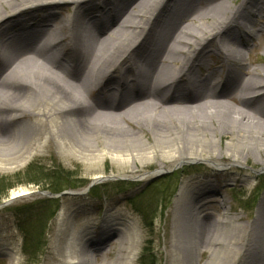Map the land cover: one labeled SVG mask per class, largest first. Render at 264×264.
Listing matches in <instances>:
<instances>
[{"label": "bare ground", "instance_id": "obj_1", "mask_svg": "<svg viewBox=\"0 0 264 264\" xmlns=\"http://www.w3.org/2000/svg\"><path fill=\"white\" fill-rule=\"evenodd\" d=\"M16 1L19 0H0V11L7 14L0 18V155H14L8 160L0 159V170L22 166L50 146L59 155H111L113 161L126 162L133 155L128 140L115 145L108 135L100 138L102 146L78 145L93 134L94 128L87 122L94 116L88 111L133 105L151 110L153 120L159 118V113L165 114V104L182 95H192L197 107L185 106L188 112L182 111L191 115L179 116L187 122L178 129L175 122L162 128L157 125L155 139L169 142L162 147L163 154L172 155L185 148L201 153L218 135L228 140L231 155H240L237 150L241 155H264V116L260 111L264 70L247 67L242 55V49L264 29L263 25L253 31L255 22L264 20L261 0H242L232 8L218 0H161L149 16L154 0H145L146 5L141 4L143 0H36L12 9ZM63 7L71 14L62 18ZM212 54L223 58L227 75L236 72L235 84L228 93L225 88L229 84L213 81L212 74L198 77L201 70L207 69L203 59ZM226 79L230 81V77ZM223 86L225 93L215 98L213 90ZM226 99L238 101L240 107L227 110L223 103ZM16 134L25 141L19 140L17 150L6 154ZM148 151L151 154L154 148L134 154L148 155ZM196 160L189 157L177 165ZM260 171L264 173V164ZM207 188L190 193L181 188L175 198L171 248L173 252L184 250L180 256L186 259L181 257L180 264L192 263L194 238L190 231L192 223L194 230L197 228L198 220L201 244L205 243L202 234L207 233L209 238V245L198 250L200 257L206 255L199 264H264L261 215L254 226L239 227L226 214L219 219L211 217L210 221V216L202 215L210 203ZM84 190L73 194L81 196ZM35 195L39 194L20 189L10 197L26 200ZM219 198L223 203L220 195ZM263 203L264 200L260 209ZM113 225L103 221L97 239H87L90 227L71 231L64 242L60 264H94L95 254H105L116 234L123 230L131 238L127 237L126 245L121 246L125 254L119 260L121 264H131L136 234L127 222L122 228ZM212 233L219 235L217 240L210 237ZM99 242L102 244L97 246ZM0 252L8 253L10 264H18L13 251Z\"/></svg>", "mask_w": 264, "mask_h": 264}, {"label": "rangeland", "instance_id": "obj_2", "mask_svg": "<svg viewBox=\"0 0 264 264\" xmlns=\"http://www.w3.org/2000/svg\"><path fill=\"white\" fill-rule=\"evenodd\" d=\"M35 1L36 0L16 1L13 3L12 9L35 3ZM43 1L48 2L46 0H40L39 2ZM134 1L135 0H131V2ZM143 1L144 2L141 3L142 5L146 3L145 0ZM241 1L242 0H218L217 2H225L232 8L241 3ZM261 1V7L264 12V0ZM160 2L161 0H154L148 16ZM7 10L8 9L4 11ZM60 14L62 18L67 17L71 14V10L63 7L60 10ZM5 15H7L5 12L0 11V18ZM37 15H39V19L42 17L41 13ZM124 18H126V16ZM263 25L264 20H260L259 22L257 20L253 31L260 29ZM258 35V38L248 43L249 46L242 49V55L244 64H246L247 67L264 70V29L260 31ZM245 40H247V38ZM10 49L12 51V48ZM203 61L207 69L205 71L204 69L200 71L198 76L199 79L205 78L207 74H212L213 81L223 82L226 86L229 84L225 88V90L228 89V91H226V93H228L229 87L233 83L235 84L233 81L236 72H230L228 76L227 67L223 58L217 57L214 54L210 55V57H206ZM226 77H230V81L227 82ZM1 84L2 83H0V87ZM213 91L215 93V98H220L219 95L222 91L224 92V86L222 88H217V90L215 88ZM238 92L239 90H236L235 93ZM192 97V95H182L180 98H177V101H172L167 105L165 104V114L159 113V118L156 117L153 120L151 117L154 113L153 115L150 114L151 110L148 108L138 109L132 107L133 105L123 109L104 108L89 110L88 112L90 115L94 116V120L91 122L88 121L87 124L91 129L94 128L93 134H91L90 139L85 140L86 144L78 142V145L82 148H86L87 146L92 147L94 143H98V145L102 146L101 142L103 140L101 141L100 138L108 135L114 139L113 142H115V145H120L119 141L128 140L131 143L130 154L133 155H131V158L126 162L113 161L111 155H59L55 147L50 146L49 149H43L38 154L33 155L31 159L22 166L0 170V205L2 202L9 199L12 192H16L20 189L49 192L46 189L49 184H52L50 178L42 179V183L39 184V186L25 184L28 178L27 176L30 174V177H33L39 170H43V172L47 174H51L52 171L63 170L67 173V179L70 183L75 185L86 184L84 187L67 189L64 192H81L93 182H95L93 185L94 187L100 188L96 195L88 191L89 193L87 192L81 196L64 195L59 198V210L48 223L45 235L46 245L43 252L40 253L37 258H28L22 253V235L17 229L14 211L16 208L37 203L38 201L46 199V197L35 195L29 199L19 200L1 208V251H13L18 264H60L64 242L71 231L75 230L78 232L83 228L90 227V233L86 234L87 239L91 236H93V239H97L100 232L99 227L103 221L107 223L110 222L112 225L114 224V227L120 228L127 222L129 226H132L137 238V246L131 249L132 252L135 251V256L133 260H131V264H139L138 260L144 248H149L155 253L158 264H180L181 257L186 259L185 256H180L181 252L184 250L173 252L171 241L175 228L174 201L181 188L185 190V192L190 193L197 191L201 187H208L207 191L210 192L206 194L208 195L210 203H208L202 215L210 216V221L213 220L211 217L219 219L224 216L223 214H226L225 216L227 218L236 220L235 225L239 227L254 226L260 221H256L260 214L262 219L260 221L261 226H264V203L263 207L260 209L261 203L264 200V173L260 171L264 164V155H257L255 152H252L250 155H241L242 152L238 150L237 153L240 155H231V153L227 151L230 147L228 146V140L218 135H215L206 149L201 153L198 152V154L195 149L191 150L188 148L173 151L172 155H166V151L165 154L162 153L164 152L162 147L168 145L167 143L169 142L164 139H155L154 134L157 125L159 124V127L162 128L170 122H175V128L177 129L180 128L181 125H186L185 123L187 121L179 116L186 114L188 116L191 115L187 113L188 110L185 109V106L192 105L197 107V103L194 101L195 98ZM216 100L217 99H214L213 101ZM223 103L227 110L240 107L238 101L230 99L224 100ZM252 103V101H249V104ZM201 105L202 103L200 102L198 106ZM190 111L192 112L194 110ZM260 111L264 116V102L261 103ZM155 120L157 121L156 123L154 122ZM205 121L208 122V119H205ZM14 128H17V126ZM142 128H146L148 131H143ZM208 130L212 133L210 127H208ZM19 140L23 143L25 138H17L16 134L15 138L10 140L9 147L11 148L5 151V153L10 154L16 151ZM189 143L190 142H188V144ZM150 147L154 148L151 154L150 151L146 153L148 155L134 154L135 151L139 154H143V151ZM13 156L14 155H0V159L8 160ZM189 157L197 158V160L195 162L189 161L177 165L179 161ZM160 169H163L162 175L159 177H153L155 174L151 175ZM181 169H183L181 173L177 172V170ZM173 173L179 174L176 178V183H178V185L177 187L175 186L176 189L172 192V194H174L173 196L171 194L172 197L168 200L169 204L164 209H161L159 206V198L161 196L158 198L157 192H150L149 190H152V188L148 187L150 183L156 179ZM17 175L19 176L17 177ZM145 175L150 176L143 180L142 178ZM98 177H103L104 181L97 183L96 178ZM120 181L129 184L116 187L115 183ZM144 191L146 192L142 195ZM218 194L223 198V203L219 202L220 198ZM138 195H142L143 198H148L150 196L151 198H156V201L159 199L157 212H154L155 218L153 220V226L149 229L144 226L140 214L129 205V199ZM153 195L155 197H152ZM221 207L224 209L222 210ZM198 223L199 220L195 230L194 224L192 223L191 225L192 230L190 234L194 238L192 252L190 254V259L192 260L191 264H199L205 259L206 255L203 254L200 257L198 250L209 245V238L206 236L207 233L202 234L205 243L201 244V235L198 237ZM67 225H70V227ZM260 228L259 224V229ZM224 231L223 232L226 233L229 230L227 229ZM261 232H263L264 235V230ZM116 235L115 239L110 242L105 254L104 252L95 254L96 260L94 264H121L119 260L121 259L120 255L125 254V249H122L121 246L124 247L126 245L127 237L131 238V235L129 232L125 234L124 230ZM218 236L219 235L217 234L216 236L215 233L210 235V237L216 240ZM101 244L102 243L99 242L97 246ZM7 254L0 252V264H10V259Z\"/></svg>", "mask_w": 264, "mask_h": 264}, {"label": "trees", "instance_id": "obj_3", "mask_svg": "<svg viewBox=\"0 0 264 264\" xmlns=\"http://www.w3.org/2000/svg\"><path fill=\"white\" fill-rule=\"evenodd\" d=\"M183 169L178 170L177 172L181 173ZM43 173V170H39L33 177H30L29 174L25 184L39 186V184L42 183V179L50 178L52 184H49L46 190L52 194H59L67 189H78L86 185H75L70 183L67 179V173L63 170L52 171L51 174ZM177 175L179 174L173 173L156 179L150 183L148 187L152 188V190H149L150 192H157L158 198L161 196L159 198V206L161 209H164L169 204L168 200L174 194H172V192L176 189L175 186L177 187L178 185V183H176ZM18 176L19 175H17V177ZM115 184L116 187H121L126 186L129 183L120 181ZM99 189V187H93L91 188L90 193L96 195ZM145 192L146 191H144L142 195H144ZM142 195L129 199V205L133 210L140 214L144 226L149 229L153 226V220L155 218L154 212H157L159 199L156 201V198H151L150 196L148 198H143ZM152 197L155 196L153 195ZM59 201V199H44L37 203L15 209L14 217L17 223L16 226L22 235V253L28 258H37V256L43 252L46 245L45 235L48 223L59 210ZM138 262L139 264H158L155 253L149 248L143 249Z\"/></svg>", "mask_w": 264, "mask_h": 264}, {"label": "water", "instance_id": "obj_4", "mask_svg": "<svg viewBox=\"0 0 264 264\" xmlns=\"http://www.w3.org/2000/svg\"><path fill=\"white\" fill-rule=\"evenodd\" d=\"M159 175H157L158 177ZM97 183L100 182L98 180H96ZM102 181V180H101ZM95 184V182L91 183L88 187H87V191ZM41 196H44V197H47V198H51V199H57V198H60L64 195H74L73 193H67V192H64V193H61L59 195H52L51 193L49 192H41L39 193ZM18 199V198H17ZM16 198H13V197H10L6 202H4L0 207H5V206H8V205H11L12 203L18 201Z\"/></svg>", "mask_w": 264, "mask_h": 264}]
</instances>
